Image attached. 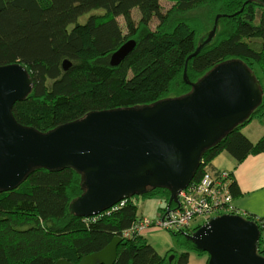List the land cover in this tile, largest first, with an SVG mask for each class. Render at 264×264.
<instances>
[{
  "label": "trees",
  "instance_id": "trees-1",
  "mask_svg": "<svg viewBox=\"0 0 264 264\" xmlns=\"http://www.w3.org/2000/svg\"><path fill=\"white\" fill-rule=\"evenodd\" d=\"M162 1L0 0V65L20 63L33 79L31 93L13 107L16 121L48 132L94 110L138 107L182 97L211 69L232 59L245 62L261 85L264 3L166 0L172 5L164 9ZM258 6L262 9L259 16ZM218 15L216 36L188 60L186 82L187 57L213 28ZM127 36L136 41L134 49L119 65H111V55ZM65 60L71 62L67 70ZM253 119H264V96L247 119L204 150L190 185L200 182L206 172H227L230 193L236 197L233 172L215 168L213 160L226 152L240 163L251 154L264 152V135L253 142L243 132ZM84 188L83 174L72 167L57 171L38 168L17 188L0 192V264H54L61 259L77 263L105 248L115 237H120L115 264H189L191 252L208 261V254L198 250L182 231L167 230L180 248L186 249H173V261L169 251L160 254L143 233L125 236V231L143 217L137 197L95 216L75 215L70 203ZM142 196L168 201L170 191L156 187ZM245 218L258 225L261 247L264 218L254 214Z\"/></svg>",
  "mask_w": 264,
  "mask_h": 264
},
{
  "label": "water",
  "instance_id": "water-1",
  "mask_svg": "<svg viewBox=\"0 0 264 264\" xmlns=\"http://www.w3.org/2000/svg\"><path fill=\"white\" fill-rule=\"evenodd\" d=\"M220 16L187 57L186 82L188 60L214 39ZM135 45V40L121 45L111 55V65H119ZM70 66L65 60L64 69ZM32 88L33 79L24 65H0V192L17 188L35 169L72 167L84 176V193L70 203L71 211L80 217L100 214L156 187L168 188L170 202L178 203V194L190 184L204 150L247 119L264 96L255 72L242 60L232 59L211 69L185 96L94 110L41 132L21 126L12 113L15 103L26 99ZM260 235L255 222L224 214L202 225L189 239L208 254L207 264H264L257 253ZM119 241L115 237L77 263L61 259L54 264H115Z\"/></svg>",
  "mask_w": 264,
  "mask_h": 264
},
{
  "label": "built area",
  "instance_id": "built-area-1",
  "mask_svg": "<svg viewBox=\"0 0 264 264\" xmlns=\"http://www.w3.org/2000/svg\"><path fill=\"white\" fill-rule=\"evenodd\" d=\"M228 178L227 172L219 175L214 174L213 171L206 172L200 182L180 192L176 208L168 210L164 217L151 220L150 225L166 230L187 232L192 229L197 219H201V223L205 225L214 217L224 214L238 215L229 190ZM142 218L132 229L125 231V236L130 237L135 231L141 233L145 227H148L147 221ZM260 248L264 251V244Z\"/></svg>",
  "mask_w": 264,
  "mask_h": 264
},
{
  "label": "crops",
  "instance_id": "crops-1",
  "mask_svg": "<svg viewBox=\"0 0 264 264\" xmlns=\"http://www.w3.org/2000/svg\"><path fill=\"white\" fill-rule=\"evenodd\" d=\"M257 120L259 123L253 129L254 133L249 129L246 130L250 134L244 132L253 142L258 141L264 135V119ZM253 121L245 128L250 126ZM213 166L233 172L238 191L233 200L238 215L246 217L249 214H254L264 218V152L251 154L240 163L236 162L228 153L221 152L214 158ZM141 214L145 216L143 211Z\"/></svg>",
  "mask_w": 264,
  "mask_h": 264
},
{
  "label": "rangeland",
  "instance_id": "rangeland-1",
  "mask_svg": "<svg viewBox=\"0 0 264 264\" xmlns=\"http://www.w3.org/2000/svg\"><path fill=\"white\" fill-rule=\"evenodd\" d=\"M161 4H162L164 9H168L172 5L171 2L166 1V0L162 1ZM261 10H262L261 7L258 6L256 9V15L259 16V14L261 13ZM133 17L136 20L139 18V13L136 9L133 10ZM84 20H85L84 18H81V21H84ZM119 21L122 25V29L124 30L125 33H127L126 32L127 28L123 24L124 23L123 18L120 17ZM155 26H156V21H154L152 23V27L154 28ZM125 40L127 42L129 40H134V39H132V37L127 36V38ZM260 81H261V85H262L263 92H264V75L263 74H260ZM253 120H255V121H253ZM253 120H252L253 123L250 126H248L247 128H245V127L250 122L247 125H245V127H244L245 129L243 128V132L249 133V131H247L249 129L252 131V133H254L253 129H255V127H257L259 121L257 119H253ZM190 184H191V182H190ZM190 184L186 188H184L183 190L188 189ZM151 189H154V188H151ZM146 191H149V189ZM144 194H145V192L142 194H136V195L134 194L131 197H129V198L137 197V201H138L137 203L139 205V214H141L142 211L145 214V216L142 214L141 215L143 216L142 219H145L144 221H147L148 224H146V226H148V227H145L141 233H143V236H145V238L148 240V242L160 254L164 255L169 251L170 261H173L171 258V257H174V254H175L173 249H178L179 251H185L186 249L180 248V246L177 244L175 237L169 231H167L166 229L161 228L159 226L150 225L151 224L150 221L164 217L166 212L170 209L176 208L178 203L175 199H173L171 202H170V198L168 201H165V200L163 201L162 199H159L158 197L157 198H155V197L149 198V197L142 196ZM178 196H180V194H178ZM129 198H127V199H129ZM121 201H123V200H121ZM160 207H161V210L159 209ZM201 221H202L201 219L195 220L194 221L195 225H193L192 229L190 231H187L184 233H186V235H188V236H191L197 229H199L203 225L201 223ZM257 253L264 257V254L260 250L259 241L257 244ZM206 259H207L206 257L203 258L201 256H197L194 252H191L189 264H207L208 261H206Z\"/></svg>",
  "mask_w": 264,
  "mask_h": 264
},
{
  "label": "bare ground",
  "instance_id": "bare-ground-1",
  "mask_svg": "<svg viewBox=\"0 0 264 264\" xmlns=\"http://www.w3.org/2000/svg\"><path fill=\"white\" fill-rule=\"evenodd\" d=\"M84 190H85V188H84Z\"/></svg>",
  "mask_w": 264,
  "mask_h": 264
}]
</instances>
